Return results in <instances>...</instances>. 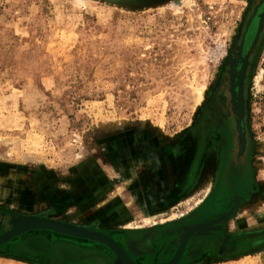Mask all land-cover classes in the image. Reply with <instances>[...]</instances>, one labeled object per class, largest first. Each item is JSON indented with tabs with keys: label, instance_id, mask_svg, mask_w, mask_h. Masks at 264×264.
Segmentation results:
<instances>
[{
	"label": "rangeland",
	"instance_id": "rangeland-1",
	"mask_svg": "<svg viewBox=\"0 0 264 264\" xmlns=\"http://www.w3.org/2000/svg\"><path fill=\"white\" fill-rule=\"evenodd\" d=\"M251 1L0 0V212L99 232L125 250L153 231L152 247L133 257L168 262L217 174L201 160L180 172L185 137ZM245 103L249 197L228 210L226 231L239 219L244 230H264V34ZM191 153L190 142L182 170ZM262 245L228 259L186 252L176 264H264ZM113 255L96 240L46 229L0 245V264H111Z\"/></svg>",
	"mask_w": 264,
	"mask_h": 264
},
{
	"label": "flooded vegetation",
	"instance_id": "flooded-vegetation-1",
	"mask_svg": "<svg viewBox=\"0 0 264 264\" xmlns=\"http://www.w3.org/2000/svg\"><path fill=\"white\" fill-rule=\"evenodd\" d=\"M261 12L264 14V2L256 4L255 0H252L240 36L224 66L223 73L201 115L192 124L189 135L185 137L182 160H179L180 172L192 170L193 163L197 166L201 160L200 166L206 169L205 172H210L213 168L217 173L205 203L195 208L194 221L190 222L191 225L218 218L233 206L232 212L237 213L244 200L249 197V190L246 189L250 183V171L253 166L251 135L245 128L242 111L246 104L247 78L264 34V16L259 26L254 25ZM190 142L192 153L187 166L182 170L183 158ZM251 198L248 205L252 211ZM256 199L258 200V196ZM213 204H219L218 208L206 213L205 210ZM13 218L14 214L0 212V232L9 229V221ZM258 218L260 221L259 216ZM263 218L261 215V221ZM240 223L239 219L236 231L224 230L227 224L224 220L212 224L201 234H191L179 261L186 252L190 255L201 250H220L225 259H228L263 248L264 230L262 228L244 230ZM152 238L153 231H149L143 238L131 240L128 243L129 250H125L118 243L117 245L134 264H146L137 262L133 256L146 253L152 247ZM179 243L180 241L176 245ZM113 256L115 259V255Z\"/></svg>",
	"mask_w": 264,
	"mask_h": 264
},
{
	"label": "water",
	"instance_id": "water-1",
	"mask_svg": "<svg viewBox=\"0 0 264 264\" xmlns=\"http://www.w3.org/2000/svg\"><path fill=\"white\" fill-rule=\"evenodd\" d=\"M122 1L128 3H134V4H147L159 0H122ZM255 2L256 4H258L264 2V0H255ZM229 213L230 211L219 216L218 218L189 226L183 233L175 254L168 262L164 264H176L183 252L185 243L191 234H201L203 231L207 230L212 224L226 219ZM9 223H10L9 229L4 230L0 234V245L25 231L31 229H46L50 231L59 232L62 234H67L70 236L83 237V238H88L90 240H96L98 242H101L102 244L110 248L115 254V259L111 264H118L119 260L123 259V257L127 259L126 262H129V264H134L114 240L99 232L92 233L84 228L76 227L73 225H69L45 218L39 219L35 217L18 216L11 219Z\"/></svg>",
	"mask_w": 264,
	"mask_h": 264
},
{
	"label": "bare ground",
	"instance_id": "bare-ground-1",
	"mask_svg": "<svg viewBox=\"0 0 264 264\" xmlns=\"http://www.w3.org/2000/svg\"><path fill=\"white\" fill-rule=\"evenodd\" d=\"M127 259L123 257V259L119 260L118 264H129V262H126Z\"/></svg>",
	"mask_w": 264,
	"mask_h": 264
},
{
	"label": "crops",
	"instance_id": "crops-1",
	"mask_svg": "<svg viewBox=\"0 0 264 264\" xmlns=\"http://www.w3.org/2000/svg\"><path fill=\"white\" fill-rule=\"evenodd\" d=\"M38 241V240H37ZM39 242V244H40V241H38ZM41 245H42V242H41Z\"/></svg>",
	"mask_w": 264,
	"mask_h": 264
}]
</instances>
